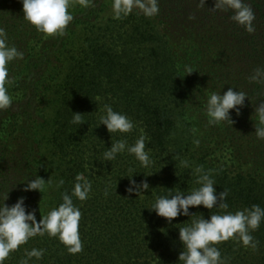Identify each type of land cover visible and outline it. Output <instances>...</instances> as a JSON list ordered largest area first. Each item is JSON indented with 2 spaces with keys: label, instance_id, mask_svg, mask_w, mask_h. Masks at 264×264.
Wrapping results in <instances>:
<instances>
[{
  "label": "trees",
  "instance_id": "1",
  "mask_svg": "<svg viewBox=\"0 0 264 264\" xmlns=\"http://www.w3.org/2000/svg\"><path fill=\"white\" fill-rule=\"evenodd\" d=\"M111 2L90 0L84 7L70 0L74 19L61 37L37 32L23 18L20 0H0L7 43L24 54L7 65L13 102L0 111V206L7 195L9 207L25 197L39 222L72 193L77 174L92 184L87 200L73 196L81 211V252L37 234L3 264H182L180 228L201 215L264 208V140L254 127L264 83L249 80L264 68V0H244L255 16L253 33L235 23L231 11H213V0L204 7L199 0H158V15L134 9L119 19L107 14ZM229 87L247 95L239 115L230 113L232 125H209L208 97ZM105 105L130 118L134 130L109 133L100 125ZM73 113L81 114L82 125L72 123ZM141 130L150 167L127 152L104 160L111 143L134 144ZM197 167L211 175L217 193L227 192L226 209L190 208L194 216L171 223L150 210L158 197L198 188ZM35 176L50 184L42 193L24 191ZM131 178L146 181L149 190L129 194ZM250 234L255 249L238 238L216 245L225 264H264V221ZM33 249L43 257L30 258Z\"/></svg>",
  "mask_w": 264,
  "mask_h": 264
},
{
  "label": "clouds",
  "instance_id": "2",
  "mask_svg": "<svg viewBox=\"0 0 264 264\" xmlns=\"http://www.w3.org/2000/svg\"><path fill=\"white\" fill-rule=\"evenodd\" d=\"M206 2L207 0H199L198 6L204 7ZM213 2V11H231L233 13L231 19L235 23L248 33L255 31L254 13L244 0H213ZM20 3L24 13L23 18L34 26L37 32L47 36H64L67 26L74 19L69 11L72 6L70 0H20ZM79 3L87 7L90 0H79ZM134 9H138L146 17H153L159 14L158 0H114L113 11L117 19L127 16ZM23 58V52L18 51L15 46H9L7 34L0 27V111L8 109L13 102L8 93V86L12 84V79L7 65ZM185 71L188 74L193 72L190 67H186ZM249 80L253 83H264V68H256ZM246 98V93L234 90L232 87L223 94L211 93L206 102L209 125L224 122L232 125L230 113L235 111L239 115V110L243 107ZM255 113L258 118V126H254L255 136L264 140V103L256 107ZM72 123L82 125L81 114L73 113ZM100 125L105 126L109 133L120 134L131 133L135 127L130 118L114 111L110 105H105V113L100 117ZM146 140L143 130L134 144L129 145L126 139L117 140L104 152V160H115L119 154L127 152L133 155L142 167H150L153 161L150 157V149H146ZM194 143L199 144V140ZM195 174L197 183L200 185L198 188L188 195L177 192L170 197H158L150 210L171 223L178 216H194L195 214H190V208L203 206L208 210L214 207L226 209L228 205L224 201L227 192L217 193L215 181L202 167H197ZM129 180L130 186L126 189L129 194L135 193L139 197L149 190V184L146 181L137 184L132 178ZM63 183L61 180L57 186ZM48 184L50 180L46 182L43 178L35 176L34 179L26 182L24 191L42 193ZM91 189V181L83 174H77L72 193L63 194V202L51 209L39 222L36 219L35 210H27L25 197L18 198L17 202L9 207L5 204L7 195L3 205L0 206V264H3L11 251L18 249L37 234L42 236L47 233L49 236L58 237L67 247L68 252H81L83 245L78 230L81 211L74 205L73 196L83 202L89 198ZM262 221H264V208L259 205H253L251 209L237 211L234 214H214L208 219L201 215V218L194 220L191 225L179 229V240L185 250L180 253L178 260L182 264H225L216 245L230 238H238L244 246L255 249L257 245L250 230L258 229ZM43 255L44 252L41 249H33L28 253L30 258L36 259L42 258Z\"/></svg>",
  "mask_w": 264,
  "mask_h": 264
},
{
  "label": "rangeland",
  "instance_id": "3",
  "mask_svg": "<svg viewBox=\"0 0 264 264\" xmlns=\"http://www.w3.org/2000/svg\"><path fill=\"white\" fill-rule=\"evenodd\" d=\"M108 1H110V0H108ZM112 3H114V2H111V4H109L110 7H109V10L107 12V14L109 13V15H112L114 13V11H113V4Z\"/></svg>",
  "mask_w": 264,
  "mask_h": 264
}]
</instances>
